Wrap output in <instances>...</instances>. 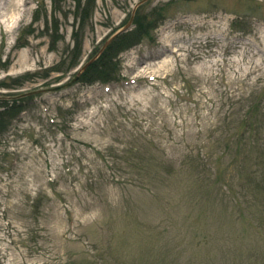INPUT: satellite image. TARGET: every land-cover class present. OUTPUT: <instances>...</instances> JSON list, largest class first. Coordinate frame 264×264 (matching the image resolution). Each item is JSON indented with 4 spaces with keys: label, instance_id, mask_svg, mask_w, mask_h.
<instances>
[{
    "label": "rangeland",
    "instance_id": "rangeland-1",
    "mask_svg": "<svg viewBox=\"0 0 264 264\" xmlns=\"http://www.w3.org/2000/svg\"><path fill=\"white\" fill-rule=\"evenodd\" d=\"M261 93L264 0H0V264H264Z\"/></svg>",
    "mask_w": 264,
    "mask_h": 264
},
{
    "label": "trees",
    "instance_id": "trees-1",
    "mask_svg": "<svg viewBox=\"0 0 264 264\" xmlns=\"http://www.w3.org/2000/svg\"><path fill=\"white\" fill-rule=\"evenodd\" d=\"M123 33L117 35L106 47L105 49L102 51V53L100 54V56L97 58V60H95L93 63H91L89 66H88V69H87V72L84 74V76L86 78H91L92 76L95 77V74L96 73H101L103 72V70L105 69H111V66H109V68H106L107 66V60L110 58L109 56V51L112 47L114 46H117L116 50L117 51H121V50H124L130 46H132L133 44H135L137 41L133 40L131 41L130 43H127V42H124L122 39H123ZM100 50V49H99ZM98 52V51H97ZM96 52V53H97ZM109 56V57H108ZM108 58V59H107ZM115 64V63H114ZM114 67V65H113ZM112 67V69H113ZM111 69V70H112ZM111 70L106 74L105 77H103L102 79H107L111 76H113V73H111ZM91 81V80H90ZM254 122H250L249 124V128L252 127V124ZM255 129H256V137L257 138H254L253 141V145H255L256 143H258L259 145V149L263 150L264 149V138H261V132H262V129L264 128V119H261V120H258V121H255ZM245 137L239 139V138H235V137H227L226 138V142H225V146H223L224 148H227V145L230 144L232 142V139L239 142V141H242ZM233 141V142H235ZM244 141V140H243Z\"/></svg>",
    "mask_w": 264,
    "mask_h": 264
}]
</instances>
